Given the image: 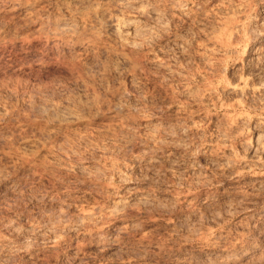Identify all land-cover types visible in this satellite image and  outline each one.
I'll list each match as a JSON object with an SVG mask.
<instances>
[{"label":"rangeland","instance_id":"374dc122","mask_svg":"<svg viewBox=\"0 0 264 264\" xmlns=\"http://www.w3.org/2000/svg\"><path fill=\"white\" fill-rule=\"evenodd\" d=\"M263 145L264 0H0V264H264Z\"/></svg>","mask_w":264,"mask_h":264},{"label":"bare ground","instance_id":"6f19581e","mask_svg":"<svg viewBox=\"0 0 264 264\" xmlns=\"http://www.w3.org/2000/svg\"><path fill=\"white\" fill-rule=\"evenodd\" d=\"M77 1V0H76ZM108 19H109V24H110V26L112 27V29H114L115 31H117V30H119V26H120V22H119V20L117 19V18H114V17H112L111 15H109V17H108ZM60 22V21H59ZM57 23H58V21H57ZM66 24V23H65ZM59 26V28H61V29H65V27L67 26H65L64 25V23L63 24H61V23H58V25H57V27ZM65 26V27H64ZM67 29V28H66ZM264 146V145H263ZM264 148V147H263ZM262 148V146H261V149H263ZM264 151V150H263ZM121 206H122V204H120ZM120 205H117V206H120ZM117 206H116V208H117ZM117 209H119V208H117Z\"/></svg>","mask_w":264,"mask_h":264}]
</instances>
